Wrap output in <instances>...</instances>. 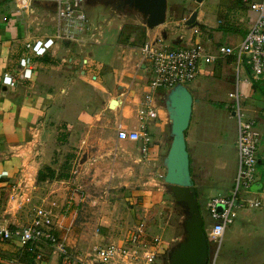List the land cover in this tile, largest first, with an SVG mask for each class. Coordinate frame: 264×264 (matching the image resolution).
Instances as JSON below:
<instances>
[{"label":"crops","instance_id":"obj_1","mask_svg":"<svg viewBox=\"0 0 264 264\" xmlns=\"http://www.w3.org/2000/svg\"><path fill=\"white\" fill-rule=\"evenodd\" d=\"M249 1L166 0L164 22L148 28L142 15L123 5L121 0H84L89 32L79 34L71 42L57 40L44 55L36 56L26 43L54 34L55 2L32 0L28 8L18 10L13 0H0V227L13 228L26 223L29 209L52 207L59 213L55 221L57 235H62L64 238H60L81 254L76 246L78 241L69 237L68 225L59 219L60 212L69 206L64 208L62 194H55L54 185L64 182L55 168V151L72 145L73 151L80 155L78 170L90 171L87 157L93 156L94 174L128 178L125 184L135 176L156 178L158 174L151 170L160 171L165 166L172 141V117L167 103L171 89L149 87L150 67L142 57L141 45L156 41L180 47L200 42L208 50L220 44L237 46L256 16ZM193 13L194 24H186ZM22 58H28L30 76L22 74ZM233 62V57L228 56L203 63L195 83L191 84L196 89L189 90L184 84L192 97L184 131L191 160V186L197 196L206 194V199L228 194L236 173L237 125L227 96L236 78ZM4 73L12 76L13 85L2 82ZM240 79L242 90L248 88L245 95L263 100L260 92L251 87L246 71ZM148 94L151 98L146 101ZM112 100L115 102L111 106ZM144 105L151 107L155 115L139 119L138 110ZM118 124L146 134L148 140L118 139ZM255 124L260 139L256 151L257 179L252 190L261 195L263 204L264 162L259 158L262 134L256 121ZM104 126L109 127L111 135H99ZM92 129L95 135L87 137L85 134ZM44 166L53 168L55 175L38 180V171ZM17 185L30 199L22 210L16 209L12 198L8 199L10 208L5 204L7 195L11 196L13 186ZM164 185L159 181L150 190H127L131 196L129 205L150 213L167 197L162 190ZM69 220L66 218V224ZM140 222L146 239L158 237L161 241L156 264H169L181 236L173 235L169 228L156 232L145 219L136 221L135 225ZM98 236L91 243L98 242ZM125 236L111 241L119 243ZM39 252L41 257L37 258ZM58 257L45 244L40 245V250H29L28 245L0 239V264H59Z\"/></svg>","mask_w":264,"mask_h":264},{"label":"built area","instance_id":"obj_2","mask_svg":"<svg viewBox=\"0 0 264 264\" xmlns=\"http://www.w3.org/2000/svg\"><path fill=\"white\" fill-rule=\"evenodd\" d=\"M16 9L29 7L32 0H13ZM56 4V29L52 36L27 42L26 47L36 56L44 55L57 40L74 41L79 34H87L90 20L83 4L84 0H52ZM249 7L256 16L244 38L237 46L217 45L208 50L200 42L188 46L171 47L156 41L141 45L142 57L149 62L152 89H171L177 84H186L194 80L203 63H211L218 58L233 57L235 82L228 92V107L236 119V173L234 183L228 194L209 197L206 208L210 216V226L206 236L210 241L220 244L225 230L230 227L240 208H258L262 205L261 195L252 190L257 179V144L260 133L255 121L243 109L242 81L240 75L246 71L249 81L264 77V0H250ZM196 32L197 29H194ZM28 58L20 60L24 69L23 76H30L26 66ZM86 62V61H85ZM248 81V82H249ZM4 84L13 85V78L8 73L2 77ZM151 96L146 95V101ZM246 114V115H245ZM155 112L148 105L138 110L139 119L154 116ZM116 136L120 140H148L146 134L134 129L117 125ZM145 150V146L142 148ZM10 196L15 201L16 209L22 210L30 202L17 185ZM29 220L15 227H0V239L13 240L28 249L40 250V245H48L59 257V264H156L161 241L158 237L146 239L143 223L133 226L121 242L91 243L86 251L79 254L62 240L56 233L55 221L59 213L52 207L37 206L29 209ZM37 258L41 253L36 254ZM15 264V263H12Z\"/></svg>","mask_w":264,"mask_h":264},{"label":"rangeland","instance_id":"obj_3","mask_svg":"<svg viewBox=\"0 0 264 264\" xmlns=\"http://www.w3.org/2000/svg\"><path fill=\"white\" fill-rule=\"evenodd\" d=\"M38 1V3H44L42 0ZM122 2L126 3L125 0H121ZM195 80L186 83L188 89H196L191 87ZM202 88H207V86ZM247 92L248 88H244L241 94L244 96ZM244 98L242 102L243 109L247 115L255 119L262 134L261 144L263 146L259 152V158L264 162V103L259 97L245 95ZM221 121L224 122V119H221ZM103 129L99 130V135H111L108 126H104ZM85 135L93 137L95 131L93 129L89 130ZM73 150L72 145H67L63 150L55 151L54 158L57 161L55 168H57L58 177L64 182L54 186L56 189L55 194H62L60 196L64 199V208L69 206L64 212H60V222H63V225H68L70 229L69 237L78 241L76 246L80 248V252L86 251L91 244L90 240H93L94 237L97 238V235H100L98 236V242H109L122 238L140 219L149 222L152 229H157L156 232L169 228L173 235L181 236L179 243L186 241L189 236L188 225L194 214L190 208L191 200L188 197L183 198L181 195H176L172 187L173 183L164 180L166 173L164 165H162L160 171L156 168L151 170L153 173L158 174L156 178L135 176L129 179V184H125V182H128V178H113L94 174L93 156L87 157L90 171H84V168L78 170L77 168L81 163L80 155ZM188 160L190 175L191 160L189 155ZM262 169L261 189L264 191V163ZM145 174L150 175L149 172ZM159 181L162 184L165 183L162 190L164 195H167L162 204L151 209L150 213L140 208H132L129 205L128 202L131 196L127 195V190L131 191L136 188L150 190V188L157 187ZM184 187L188 188L189 194H193V198L196 197L204 230L207 232L208 224L211 221L206 208V202L209 198L206 199V194L197 196L194 187L189 186L187 183L184 184ZM6 198V207L10 208L11 205L7 206L10 194ZM260 207L238 209L233 224L225 230L220 244L210 241L206 237L209 248L207 264H264V202ZM66 218H70L69 224H66ZM96 232L98 234H95ZM60 237L63 236L60 235ZM83 248L85 249L82 250Z\"/></svg>","mask_w":264,"mask_h":264},{"label":"water","instance_id":"obj_4","mask_svg":"<svg viewBox=\"0 0 264 264\" xmlns=\"http://www.w3.org/2000/svg\"><path fill=\"white\" fill-rule=\"evenodd\" d=\"M123 5L134 9L143 17L144 24L152 28L164 22L166 11V0H125ZM195 13L186 20V24H194ZM115 101H111V106ZM167 103L170 106L172 125V141L166 156V173L164 180L173 183L172 187L176 195L190 198V208L194 212L188 225L189 236L185 242L179 244L169 264H207L208 241L203 227V221L198 210V203L193 194L188 193L189 186V160L184 141V131L187 128L192 97L189 90L182 84L171 88Z\"/></svg>","mask_w":264,"mask_h":264},{"label":"trees","instance_id":"obj_5","mask_svg":"<svg viewBox=\"0 0 264 264\" xmlns=\"http://www.w3.org/2000/svg\"><path fill=\"white\" fill-rule=\"evenodd\" d=\"M251 87L254 90H257L260 92L263 98V103H264V77L257 79V80H252ZM54 175H55V171L53 168H51L50 166H44L42 169L38 171L37 178L38 180H44L46 177L52 178L54 177Z\"/></svg>","mask_w":264,"mask_h":264},{"label":"flooded vegetation","instance_id":"obj_6","mask_svg":"<svg viewBox=\"0 0 264 264\" xmlns=\"http://www.w3.org/2000/svg\"><path fill=\"white\" fill-rule=\"evenodd\" d=\"M208 256H209V248H208Z\"/></svg>","mask_w":264,"mask_h":264}]
</instances>
